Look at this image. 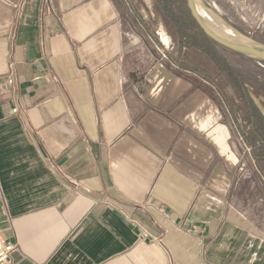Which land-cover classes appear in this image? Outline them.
Listing matches in <instances>:
<instances>
[{"label":"crops","instance_id":"obj_1","mask_svg":"<svg viewBox=\"0 0 264 264\" xmlns=\"http://www.w3.org/2000/svg\"><path fill=\"white\" fill-rule=\"evenodd\" d=\"M143 24L119 0H0L11 264H264L238 129Z\"/></svg>","mask_w":264,"mask_h":264},{"label":"rangeland","instance_id":"obj_2","mask_svg":"<svg viewBox=\"0 0 264 264\" xmlns=\"http://www.w3.org/2000/svg\"><path fill=\"white\" fill-rule=\"evenodd\" d=\"M119 1L125 11H129L130 15L144 23V31L154 41L156 37L153 36H157L159 41L162 39L164 44L156 43L160 62L164 67L188 78L195 85L206 87L220 95L219 99L225 108L227 118L233 121L246 148L244 150L248 160L245 174L250 180L243 179L241 188L248 194L254 193L253 198L255 196L256 200L262 197L264 200V156H260V151L247 143L246 139L253 128L245 117V111L232 112L231 110V106L239 107L241 104L240 107H243V102L240 101L239 92L233 86L229 76V69L232 68L264 79V63L255 62L213 46L205 38L202 42L195 40L189 42L187 34L183 36L174 22L168 18L167 12L158 0ZM181 1L187 8L186 0ZM204 2L235 30L264 44V0H204ZM189 17L192 18L190 13ZM194 24L199 28L195 22ZM248 90L254 93L251 89ZM262 98L264 100V97ZM251 158L256 159L255 163ZM261 215L264 214H259L258 217Z\"/></svg>","mask_w":264,"mask_h":264},{"label":"trees","instance_id":"obj_3","mask_svg":"<svg viewBox=\"0 0 264 264\" xmlns=\"http://www.w3.org/2000/svg\"><path fill=\"white\" fill-rule=\"evenodd\" d=\"M163 6L165 12H167L168 18H170L179 31L185 35L187 34L188 41L192 40L202 42L205 38L213 46L220 47L214 42L209 40L202 31L196 27L193 19L189 17L188 10L184 6L181 0H158ZM195 27V28H193ZM222 48V47H220ZM224 49V48H222ZM229 76L231 77L232 84L239 92V99L243 102V107L231 106L232 112L245 111V117L247 121L251 123L252 130L250 136L246 139L250 146L260 151V156H264V118L253 104L249 90L251 89L256 95L264 97V79L246 74L240 70L229 69ZM236 107H238L236 109ZM243 109V110H241Z\"/></svg>","mask_w":264,"mask_h":264},{"label":"water","instance_id":"obj_4","mask_svg":"<svg viewBox=\"0 0 264 264\" xmlns=\"http://www.w3.org/2000/svg\"><path fill=\"white\" fill-rule=\"evenodd\" d=\"M186 5L192 19L209 40L238 56L264 63V44L235 30L211 9L204 0H186ZM160 42L162 41L160 40ZM249 96L264 118L263 96L257 97L252 92H249Z\"/></svg>","mask_w":264,"mask_h":264},{"label":"built area","instance_id":"obj_5","mask_svg":"<svg viewBox=\"0 0 264 264\" xmlns=\"http://www.w3.org/2000/svg\"><path fill=\"white\" fill-rule=\"evenodd\" d=\"M16 81L13 75H9L5 80L0 83V90L4 93L10 91V89L15 85ZM17 113V110H14ZM18 244L0 243V264H11V258L13 253L17 250Z\"/></svg>","mask_w":264,"mask_h":264},{"label":"bare ground","instance_id":"obj_6","mask_svg":"<svg viewBox=\"0 0 264 264\" xmlns=\"http://www.w3.org/2000/svg\"><path fill=\"white\" fill-rule=\"evenodd\" d=\"M145 9V8H144ZM146 10V9H145ZM143 12V11H142ZM162 40V39H161ZM165 42H167V41H165ZM169 45V44H168Z\"/></svg>","mask_w":264,"mask_h":264}]
</instances>
